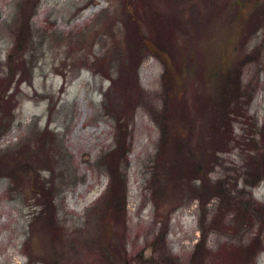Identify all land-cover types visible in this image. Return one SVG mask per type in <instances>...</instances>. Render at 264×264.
I'll use <instances>...</instances> for the list:
<instances>
[{
  "label": "rangeland",
  "instance_id": "374dc122",
  "mask_svg": "<svg viewBox=\"0 0 264 264\" xmlns=\"http://www.w3.org/2000/svg\"><path fill=\"white\" fill-rule=\"evenodd\" d=\"M0 264H264V0H0Z\"/></svg>",
  "mask_w": 264,
  "mask_h": 264
},
{
  "label": "trees",
  "instance_id": "16d2710c",
  "mask_svg": "<svg viewBox=\"0 0 264 264\" xmlns=\"http://www.w3.org/2000/svg\"><path fill=\"white\" fill-rule=\"evenodd\" d=\"M157 43H153L151 42L150 43V46L152 47V49L154 50V52L156 53V56L158 57V59L161 61V63L163 64L164 68H165V71L163 73V80H164V86H166V83H167V80H168V75H169V70H168V63L166 62V60L163 58V55L161 52H159L158 48H157ZM239 87V88H238ZM238 87H237V90L240 89V85H239V81H238ZM228 90V89H227ZM225 90V91H227ZM166 232H163L162 233V236L165 235Z\"/></svg>",
  "mask_w": 264,
  "mask_h": 264
}]
</instances>
